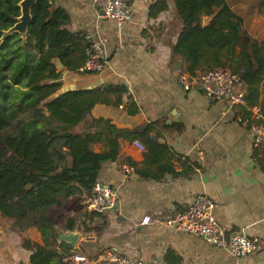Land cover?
Masks as SVG:
<instances>
[{
	"label": "crops",
	"instance_id": "crops-1",
	"mask_svg": "<svg viewBox=\"0 0 264 264\" xmlns=\"http://www.w3.org/2000/svg\"><path fill=\"white\" fill-rule=\"evenodd\" d=\"M127 1L132 18L118 25L102 15L91 0H52L53 8H63L69 15V31L98 43L107 54L104 68L97 73L61 69L62 87L100 88L105 93L107 85L124 86L121 102L107 93L108 102L95 104L91 116L108 119L129 135L143 124H152L160 133L158 141L165 146L160 155L157 149L151 151L146 161L148 150L138 148L135 140L120 138L117 159L103 165L98 180L116 190L118 206L99 217L89 213L79 216L81 209L92 211L84 206L86 199L77 206H66L67 217L76 218L69 231L79 233L76 244L69 243V263L73 254L93 259L113 249L156 264H264V142L254 147L249 130L250 121L257 124L264 120V73L256 85L258 100L252 105L244 99L247 85L242 81L237 89L243 92V100L234 108L209 98L195 85L185 88L176 74L184 65L181 56L173 52L182 26L173 0ZM228 1L250 36L264 41L262 0ZM162 4L166 7L160 9ZM239 50L236 46V55ZM241 110L250 113L244 121L237 117ZM94 150L99 151L100 145L95 144ZM200 194L216 203L213 213L226 234L257 237L262 240L261 248L233 257L227 247L162 222L167 215L188 208ZM69 200L74 197L61 207ZM51 214L58 230L67 231L63 229L67 218L59 222L53 210ZM145 216L151 220L141 224ZM10 225L8 219L7 227L0 223V264H30L31 251L23 247L22 238L42 244L40 232L28 229L21 235Z\"/></svg>",
	"mask_w": 264,
	"mask_h": 264
},
{
	"label": "trees",
	"instance_id": "trees-1",
	"mask_svg": "<svg viewBox=\"0 0 264 264\" xmlns=\"http://www.w3.org/2000/svg\"><path fill=\"white\" fill-rule=\"evenodd\" d=\"M19 1L0 0V36L16 22ZM173 3L182 24L173 52L181 56L184 70L190 75L216 68L238 73L247 85L245 101L256 103V85L264 73V41L250 36L228 0ZM260 4L264 6V0ZM31 16L25 42L14 32L0 44V217L10 220V229L21 235L28 229L40 232L42 244L22 238L23 247L31 251L30 264H69L72 246L59 239L60 227L51 211L68 198L74 197L77 206L92 196L103 165L118 157L121 137H139L148 150L146 161L151 151L157 149L160 155L165 146L152 124L129 135L108 119L91 116L95 104L108 102L107 93L121 102L125 87L107 85L105 93L100 88L64 89L61 70L52 60L58 58L64 68L76 71L87 58L90 42L67 29L69 15L53 8L52 0H36ZM204 16L210 17L205 25ZM241 112L237 114L244 121L250 113ZM257 124L264 126V120ZM87 213L102 216L86 208L79 216ZM75 219L67 217L63 229L72 230Z\"/></svg>",
	"mask_w": 264,
	"mask_h": 264
},
{
	"label": "built area",
	"instance_id": "built-area-1",
	"mask_svg": "<svg viewBox=\"0 0 264 264\" xmlns=\"http://www.w3.org/2000/svg\"><path fill=\"white\" fill-rule=\"evenodd\" d=\"M93 6L101 11L102 15L110 20L122 25L132 18V10L127 0H91ZM87 50L88 55L85 61L76 69L78 73L100 72L107 61L105 50L95 42L90 41ZM178 81L185 87L196 86L204 91L211 99L224 103L228 108H234L243 100V92L237 89L240 82L238 73H233L228 69L216 68L190 75L186 71L176 69ZM239 121H243L237 116ZM252 145L255 147L263 143L264 126L252 124L249 127ZM134 144L145 151V145L135 140ZM132 170L131 167L128 168ZM119 198L116 190L101 182H96L92 189V196L86 199L88 209L96 212H106L118 206ZM216 206L214 200L206 195H197L188 208L178 210L169 214L163 219V223L171 229L192 234L200 237L210 244L227 247L233 257L250 255L255 250L261 248L262 240L257 237H250L241 232H233L226 237L225 230L219 225L213 210ZM150 217L145 216L140 221L141 224L150 222ZM156 264L155 261H144L133 259L127 255L119 253L117 250L108 249L90 259L84 254H73L69 264Z\"/></svg>",
	"mask_w": 264,
	"mask_h": 264
},
{
	"label": "water",
	"instance_id": "water-1",
	"mask_svg": "<svg viewBox=\"0 0 264 264\" xmlns=\"http://www.w3.org/2000/svg\"><path fill=\"white\" fill-rule=\"evenodd\" d=\"M36 0H20L18 5L20 7V13L18 16H16V22L9 27L8 29L4 30L2 32V35L0 36V44L4 41V39L11 35L14 32H17L20 34L23 42L26 41L27 38V29L28 25L31 21V8L35 4ZM210 17L204 16L202 23L205 25L209 22ZM53 64L58 70H61L64 68V65L60 62L58 58H54L52 60ZM160 141H163L162 138L159 139ZM264 140V135H263ZM2 234V229L0 227V235ZM58 237L60 240L66 241L67 243H70L71 245H75L77 242V239L79 237L78 232H72V231H62L61 229L58 230ZM228 238V234L226 236Z\"/></svg>",
	"mask_w": 264,
	"mask_h": 264
},
{
	"label": "rangeland",
	"instance_id": "rangeland-1",
	"mask_svg": "<svg viewBox=\"0 0 264 264\" xmlns=\"http://www.w3.org/2000/svg\"><path fill=\"white\" fill-rule=\"evenodd\" d=\"M73 206L74 205V200H69L68 202H66L65 206L64 207H60V208H57L55 210H53V213L54 215L56 216V219L59 221V222H62L64 221L67 216L69 215L67 209H66V206ZM0 223L2 224L3 227H7V219H2L0 217Z\"/></svg>",
	"mask_w": 264,
	"mask_h": 264
}]
</instances>
